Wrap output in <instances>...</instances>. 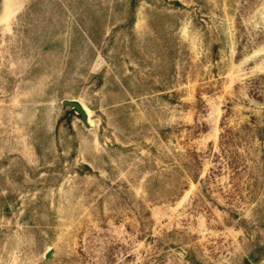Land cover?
I'll list each match as a JSON object with an SVG mask.
<instances>
[{"label":"rangeland","instance_id":"374dc122","mask_svg":"<svg viewBox=\"0 0 264 264\" xmlns=\"http://www.w3.org/2000/svg\"><path fill=\"white\" fill-rule=\"evenodd\" d=\"M0 264H264V0H0Z\"/></svg>","mask_w":264,"mask_h":264},{"label":"water","instance_id":"95a60500","mask_svg":"<svg viewBox=\"0 0 264 264\" xmlns=\"http://www.w3.org/2000/svg\"><path fill=\"white\" fill-rule=\"evenodd\" d=\"M63 104L65 106H69L70 108L74 109L80 116L81 119L86 127L90 126L89 119H88V113L86 111V108L84 105L76 100H64ZM51 251H48L47 255H50Z\"/></svg>","mask_w":264,"mask_h":264},{"label":"trees","instance_id":"16d2710c","mask_svg":"<svg viewBox=\"0 0 264 264\" xmlns=\"http://www.w3.org/2000/svg\"><path fill=\"white\" fill-rule=\"evenodd\" d=\"M222 137H224V136H222Z\"/></svg>","mask_w":264,"mask_h":264}]
</instances>
